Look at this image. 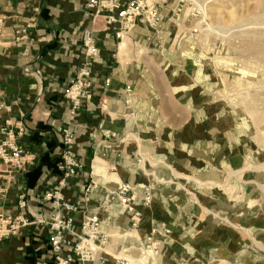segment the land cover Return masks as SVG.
I'll use <instances>...</instances> for the list:
<instances>
[{
  "label": "crops",
  "instance_id": "0c3cea01",
  "mask_svg": "<svg viewBox=\"0 0 264 264\" xmlns=\"http://www.w3.org/2000/svg\"><path fill=\"white\" fill-rule=\"evenodd\" d=\"M129 1L116 0L119 7ZM87 2L0 0V146L3 131H21L16 144L23 151L20 169L0 158V215L31 222L0 239V264H56L48 243L54 215L71 219L73 233L83 217H96L109 235L106 247L119 256L135 259L145 237L164 230L157 264H262L257 199L264 172L250 167L264 158L243 145L235 118L194 82L172 29L153 30L136 19L119 41L118 24L106 21L117 11L93 18ZM171 8L170 2L162 8L164 16ZM84 31L92 33L97 56L89 99L71 115L64 92L84 67ZM63 131L73 138L69 147ZM67 149L78 168L60 186L57 165ZM227 175L229 194L210 186ZM120 184L135 196V230L112 195ZM71 232L59 257L72 255ZM86 264L114 262L104 256Z\"/></svg>",
  "mask_w": 264,
  "mask_h": 264
},
{
  "label": "rangeland",
  "instance_id": "374dc122",
  "mask_svg": "<svg viewBox=\"0 0 264 264\" xmlns=\"http://www.w3.org/2000/svg\"><path fill=\"white\" fill-rule=\"evenodd\" d=\"M160 1H162V5L158 6V4L156 5L152 4L150 0H147L146 5L148 7L151 6L155 7L159 16V23L154 28L149 27L147 23L146 26L149 27L150 29L158 30L166 25L167 30L172 29L173 33H175L173 37L177 36L176 38L179 43L178 47L180 48L179 53L181 54V57L191 61L190 63L192 65L190 66L188 64V69L189 72L191 73L194 72V82L200 83L201 85L203 84L204 92L207 94V96L210 99H213L215 105L219 109H223V111L229 113L232 117L235 118L237 122L236 126L240 131L239 133L242 134L243 138L246 141V143L244 142L243 145L247 146L250 150H254L255 153L259 154L258 157L260 159L264 158V119L260 118L253 121L249 119V116L246 112L247 109H245L247 105H248L247 108H249L250 106L249 98H245L244 97L245 95H243L245 92H253L258 90V87L260 86V84L258 85V82L261 83V81H264V66L258 67L255 64H253L254 61L252 64H249V62L252 60L251 57L243 54L244 49L246 50L248 43L253 39L246 37L244 40V37H236V38H231L233 41L229 39L226 42L225 39H222L220 36L217 35L219 30H223L224 28L222 27H225L227 25L229 27L231 26L233 27V26H237L241 22L242 24L264 23L263 9L260 10L258 9L257 11V9L255 8L257 5L255 0L252 1L247 0L243 2L242 0H240L241 2L239 0H234V1L233 0H198V1L197 0H160ZM232 1L235 2L238 6L232 3ZM169 2L171 3L172 8L168 16L166 17L164 16L163 13L164 10L162 8L166 5H169ZM199 5L205 6L207 7V9L208 8L210 9L213 6L219 7L222 13L221 16H219L220 18H222L223 15L225 16V14H228L229 12L235 13L236 11H238V7L240 5L241 6L247 5L248 8L250 6L249 10L252 12H250L249 10H247V12L245 11L244 14L240 18H238V20H236V23H234V25L233 24L230 25L225 22L218 21L217 19L219 17L217 18L216 16L210 14L209 11L208 14L211 20H213L212 23L215 33L207 36L206 38L204 35H202L201 28L199 25V23L203 19L201 12L198 8ZM234 6L237 8L236 10ZM258 20L261 23H258ZM213 35L215 36L214 38ZM207 51L210 53H208ZM263 56L264 55H261L262 60H264ZM246 57H248V59ZM259 58L260 57H258V61L261 59ZM245 101L247 103H245ZM262 102L264 103V96H262V99H260V102L258 104L260 105ZM129 107L130 110L128 111L131 113V115L129 116H132L133 111H132L131 102L129 104ZM259 132H261L262 134ZM137 159H138L137 161H140L139 157ZM263 166L264 165L259 166L257 168L250 167V169L264 172ZM237 174L238 177L236 178H238L240 182L247 181V179H245L242 172H238ZM233 175H236V173ZM229 177L230 176L227 175L226 182H220V183L218 182L210 185L214 186L215 188H219L221 192L225 194L227 191L229 194L231 192L230 190H232V188L229 185V179H230ZM257 203L260 206V210L263 213V218H264V186H260V189L258 191ZM137 214L139 213L137 212ZM130 225L132 227L131 229L135 230L137 226V221L135 226L133 225V222H130ZM258 242L260 247L258 249L262 255V264H264V224L261 230L259 231ZM105 251L111 252V250H109L107 247L105 248ZM135 263L139 264L138 262Z\"/></svg>",
  "mask_w": 264,
  "mask_h": 264
},
{
  "label": "built area",
  "instance_id": "2783aa9c",
  "mask_svg": "<svg viewBox=\"0 0 264 264\" xmlns=\"http://www.w3.org/2000/svg\"><path fill=\"white\" fill-rule=\"evenodd\" d=\"M87 9L92 17H98L101 14H111L117 11L116 18L107 17L108 24L117 23L118 28L114 33L117 40L121 41L124 34L129 31L136 19H142L149 27L154 28L159 23V16L154 6L148 7L144 0H131L125 7H119L116 0H88L86 4ZM2 19L0 18V28ZM83 49H84V67L77 75V78L71 81L70 85L64 92V97L69 100L72 110L71 115L77 113L81 108L82 103L89 99L87 90L90 88V66L97 56V49L95 47L94 39L90 31H84L82 35ZM130 101H125L126 113L131 115L128 111ZM4 132L5 139L0 146V158L4 163L9 164L13 168L20 169L22 166L23 151L16 144V137L21 135V131L15 135L11 132ZM63 145L71 146L73 142L72 136L68 131H63ZM78 168L76 160L72 157L68 149L61 155V161L57 165L58 171L62 173V179L59 185H63L65 180L75 175V170ZM57 193H54L56 196ZM118 201L120 207L130 214L131 222L136 225L138 218L137 212L133 208L135 201L134 193L128 184L118 185L115 192L112 194ZM151 201L150 188H143L142 202L148 205ZM20 208L25 207V203H19ZM37 223H44L38 221ZM71 219H63L58 215L50 218L51 236L48 243L51 251L56 255V264H86L95 261L96 259L103 260L104 256L110 257L114 264H134L140 262L142 264H157L162 254V242L160 236L166 231H152L148 234L142 246L138 249V255L135 259L127 256H119L116 252H107L109 235L103 232L100 228V221L96 217H83L77 233L69 231L71 229ZM31 225V222L24 217L2 216L0 215V239L14 235L20 228ZM66 232H71L76 238V243L72 246V255L68 258L59 257L63 246L70 245L64 238ZM127 250L122 251L126 254Z\"/></svg>",
  "mask_w": 264,
  "mask_h": 264
},
{
  "label": "bare ground",
  "instance_id": "6f19581e",
  "mask_svg": "<svg viewBox=\"0 0 264 264\" xmlns=\"http://www.w3.org/2000/svg\"><path fill=\"white\" fill-rule=\"evenodd\" d=\"M198 1V0H197ZM234 1V0H233ZM234 4H236L235 2H233ZM240 1V0H239ZM243 1H247V0H242ZM252 1V0H251ZM256 1V9L258 11V9H263V12H264V0H255ZM241 2V1H240ZM254 2V1H253ZM202 3V2H201ZM231 3V2H230ZM231 3V4H232ZM227 4V3H226ZM233 4V5H234ZM246 4V3H245ZM248 4V3H247ZM237 5V4H236ZM235 5V6H236ZM253 5V4H252ZM232 6V5H230ZM235 10L237 9L236 6ZM221 7V6H220ZM200 12H201V15L203 17L202 21L199 23L200 25V28H201V32H202V35H204L206 38L207 36L209 35H212L213 33H215L214 31V27H213V23L211 20V18L209 17V14H212L214 16H216L217 18L219 16H221V9L217 6H213L211 7L210 9L205 6H201L199 5L198 6ZM230 8V7H229ZM250 8V6H249ZM249 8L246 6H239L238 7V11H236L235 13L233 12H229L228 14H225V16L223 15L222 18H218L217 20L220 21V22H225L227 24H230V25H234V23H236V20H238V18H240L244 12L247 10H249ZM231 11V10H230ZM234 11V10H232ZM250 11V10H249ZM252 12V11H250ZM248 12V13H250ZM255 12V10H254ZM262 12V11H261ZM258 14V13H257ZM212 16V17H214ZM263 17H264V13H263ZM243 18V17H242ZM216 19V18H215ZM214 19V20H215ZM217 21V23H218ZM216 22V21H215ZM214 22V23H215ZM216 23V24H217ZM258 23H261L259 22L258 20ZM216 26V25H215ZM232 27V26H231ZM229 27L228 25L225 26V27H222L224 28L223 30H219L218 32V36H220L222 39H225L226 42L227 40L231 39V38H236V37H244V40L245 38H251L253 39L252 41H250L246 47V50L244 49V53L246 56H249L251 57V61L249 62V64H252L253 61L256 66L258 67H263L264 66V60H262L261 58V55H264V23H261V24H256V23H246V24H242L239 23L237 26H233L232 28ZM195 30V29H194ZM216 30V28H215ZM201 34V33H200ZM203 37V36H202ZM215 36L213 35V38ZM219 38V37H218ZM220 38V39H221ZM204 39V38H203ZM217 39V38H216ZM254 39H257V40H254ZM232 40V39H231ZM233 41V40H232ZM241 41V40H240ZM243 41V40H242ZM221 45V44H220ZM205 46V45H204ZM218 46V45H216ZM227 46V45H226ZM232 47H235V46H232ZM220 48V47H219ZM231 48V47H230ZM239 48V47H238ZM229 49V48H228ZM235 49V48H234ZM208 50V49H207ZM214 50V49H213ZM220 50V49H219ZM238 50V49H237ZM208 52V51H207ZM210 53V52H208ZM241 54V53H240ZM241 56V55H240ZM258 57H260L259 61H258ZM264 57V56H263ZM234 58V57H233ZM248 59V57H246ZM235 59V58H234ZM240 59V58H238ZM229 60V59H228ZM236 60V59H235ZM245 61V59H244ZM239 65V64H238ZM247 65V64H246ZM258 79V78H257ZM263 82V83H262ZM238 83V82H237ZM255 84V83H254ZM260 84V86L258 87V90L256 91H253V92H245L243 95H245L244 97L245 98H249V108L248 105L245 109H247V114L249 116V119L250 120H257V119H260V118H263L264 119V103L262 102L260 105L258 104L260 102V99H262V96H264V81H261L258 82V85ZM257 86V84H256ZM253 87V86H252ZM240 91V90H239ZM245 103H247L245 101ZM244 105V104H243ZM242 106V105H241ZM260 106V107H259ZM242 108V107H241ZM243 109V108H242ZM244 110V109H243ZM242 112V111H241ZM258 132V131H257ZM261 133V132H259ZM258 134V133H257ZM262 134V133H261ZM260 134V135H261ZM254 136V135H253ZM232 176V175H231ZM235 176V175H234ZM209 186V185H208ZM211 186V185H210ZM216 186V185H215ZM218 187V186H217ZM140 264V262H138Z\"/></svg>",
  "mask_w": 264,
  "mask_h": 264
}]
</instances>
